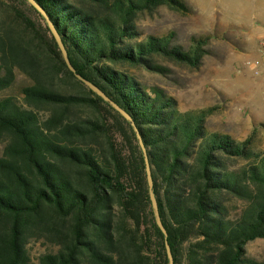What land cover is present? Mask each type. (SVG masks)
Wrapping results in <instances>:
<instances>
[{
    "label": "trees",
    "instance_id": "trees-1",
    "mask_svg": "<svg viewBox=\"0 0 264 264\" xmlns=\"http://www.w3.org/2000/svg\"><path fill=\"white\" fill-rule=\"evenodd\" d=\"M76 72L128 112L148 154L173 264H264L245 245L264 239V149L211 130L217 106L181 110L126 67L165 74L158 58L198 67L173 31L142 39L138 15L184 0H35ZM20 73L21 97H0V264H168L131 124L68 68L27 0H0V90ZM56 246L32 262L28 243Z\"/></svg>",
    "mask_w": 264,
    "mask_h": 264
},
{
    "label": "rangeland",
    "instance_id": "rangeland-1",
    "mask_svg": "<svg viewBox=\"0 0 264 264\" xmlns=\"http://www.w3.org/2000/svg\"><path fill=\"white\" fill-rule=\"evenodd\" d=\"M191 8L183 13L160 5L140 13L136 25L139 39L173 31V41L188 49L192 37H207L206 53L198 67L158 58L169 68L165 74L143 67H126L140 82L158 85L177 99L181 110L217 106L207 117L209 129L247 136L256 129L255 143L264 149V52L259 41L264 37V0H184ZM247 60L259 61L254 73ZM29 83L17 73L14 83L0 90V97H21L20 88ZM3 143L0 141V155ZM56 246L32 239L28 250L32 262ZM248 255L264 259V239L245 245Z\"/></svg>",
    "mask_w": 264,
    "mask_h": 264
},
{
    "label": "water",
    "instance_id": "water-1",
    "mask_svg": "<svg viewBox=\"0 0 264 264\" xmlns=\"http://www.w3.org/2000/svg\"><path fill=\"white\" fill-rule=\"evenodd\" d=\"M27 1L41 14L43 19L45 20L51 34L53 35V37H54V39H55V41H56V43H57V45L61 51L63 59H64L65 63L67 64L68 68L75 74V76L79 80H81L86 86H88L95 93H97L104 101L108 102L115 110H117L131 124V126H132V128L136 134L139 146H140V148L142 150V154H143L146 179H147L148 191H149V198H150V202H151L153 216H154V219H155L157 226L161 230L163 237H164V246H165L168 264H173V256L171 253L169 243L167 241V231H166V228L164 227L163 222L161 220L157 200H156L155 193H154L153 178H152L151 167H150V163H149V159H148V154H147L144 142L142 140L141 134H140L135 122L133 121L131 115L128 112H126L118 103H116L114 100H112L103 90H101L93 82L86 79L85 77H83L78 72H76V69L73 67V65L71 64V62L69 60L67 50H66L65 45L61 39V36H60L59 32L57 31L54 23L50 19L49 15L45 11V9L35 0H27Z\"/></svg>",
    "mask_w": 264,
    "mask_h": 264
},
{
    "label": "built area",
    "instance_id": "built-area-1",
    "mask_svg": "<svg viewBox=\"0 0 264 264\" xmlns=\"http://www.w3.org/2000/svg\"><path fill=\"white\" fill-rule=\"evenodd\" d=\"M260 48L259 50L261 52H264V37L259 41ZM246 64L248 67L254 72L258 73L259 72V61L258 60H247Z\"/></svg>",
    "mask_w": 264,
    "mask_h": 264
}]
</instances>
